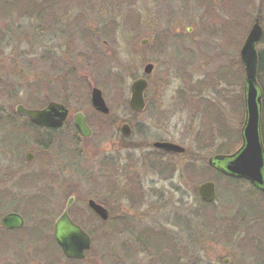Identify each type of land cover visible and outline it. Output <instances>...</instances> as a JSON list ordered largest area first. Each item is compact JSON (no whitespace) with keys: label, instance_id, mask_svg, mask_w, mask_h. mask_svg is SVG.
Instances as JSON below:
<instances>
[{"label":"rangeland","instance_id":"obj_1","mask_svg":"<svg viewBox=\"0 0 264 264\" xmlns=\"http://www.w3.org/2000/svg\"><path fill=\"white\" fill-rule=\"evenodd\" d=\"M211 3L209 8L197 0H56L41 20L13 9L10 0H0L1 17L14 10L0 19L2 113H13L17 103L45 105L50 100L71 111L58 135L62 140L49 150L41 148L52 158L51 173L61 179L42 210L52 211L47 220L55 219L75 195L76 220L93 237L88 261L77 264H152L151 251L143 250L137 239L150 226L169 233L171 240L160 241L164 245L178 240L191 247L195 242L191 251H180L192 264H225L226 258L228 264H264L263 196L245 179L236 183L237 190L225 178L216 182L209 165L223 144L236 150L242 143L241 138L236 143L245 121L240 50L257 17L264 28V0H253L244 9V0L224 2V8L223 0ZM243 11L248 23L244 35H238ZM104 26L114 30L104 36ZM257 49L263 50L264 42ZM147 63L154 64L146 92L151 108L138 114L129 104L130 86L145 75ZM93 87L102 89L111 110L108 117L92 107ZM76 111L86 115L91 137L70 132ZM125 121L133 129L131 137L120 132ZM200 136H205L203 142ZM158 139L179 144L186 153L151 154ZM12 155L0 134V173L8 170L7 182L0 174V219L12 210L26 217L19 233L9 235L0 225V264L68 263L55 245L48 255L26 236L42 219L27 203L40 186H14L21 163H13ZM149 158L174 171L157 173L158 165L152 167ZM207 180L216 182L217 198L204 210L197 188ZM131 184L137 192L130 195ZM3 189L14 194L3 197ZM89 198L113 217L131 218L133 231L113 234L88 211ZM30 233L38 237L41 231Z\"/></svg>","mask_w":264,"mask_h":264},{"label":"water","instance_id":"obj_2","mask_svg":"<svg viewBox=\"0 0 264 264\" xmlns=\"http://www.w3.org/2000/svg\"><path fill=\"white\" fill-rule=\"evenodd\" d=\"M264 35V28L260 19L256 18L252 24L243 46L240 50V58L245 69V105L246 119L242 130L243 145L231 155H216L210 158V163L218 165L219 169L236 178L249 180L257 187L264 186V147L260 134V117L262 96L257 83L258 50L257 45ZM147 40H143V44ZM154 70L153 63H147L143 71L150 75ZM149 87L147 77L135 79L130 87V105L136 112L144 111L146 107L145 92ZM91 104L95 110L102 114H109L110 108L104 98L103 91L99 87H93L91 91ZM17 112L27 115L32 122L45 127L60 128L69 115V109L62 103L51 101L42 109H30L24 105H18ZM74 123L83 137H90L92 130L87 124L83 112L74 115ZM121 133L125 136L132 134V128L128 122L121 126ZM154 147L182 154L185 148L169 141H156ZM198 195L205 202L215 200L217 191L214 181H205L198 186ZM74 202L70 197L63 213L55 223L54 235L69 258L82 259L85 251L91 247V236L69 215V208ZM89 207L104 221L110 217L109 210L94 199L88 201ZM1 224L7 229L21 228L25 221L17 212L6 214L1 219Z\"/></svg>","mask_w":264,"mask_h":264},{"label":"flooded vegetation","instance_id":"obj_3","mask_svg":"<svg viewBox=\"0 0 264 264\" xmlns=\"http://www.w3.org/2000/svg\"><path fill=\"white\" fill-rule=\"evenodd\" d=\"M243 96H244V85H243ZM51 101L53 100L48 101L47 104ZM2 112H4V110L0 108V134H2V141L4 143V146L12 151L13 154L12 162L14 163L18 161L19 163H21L19 164L20 167L17 169V172L15 173L18 176L17 177L18 181L15 182L14 186L16 187L19 184L40 186V188L36 191V193L31 196L38 195L39 198L45 200L46 202H49L54 197L55 185H59L60 183L59 181H61V179H59L57 175L51 173L50 166L52 164V158L51 157L49 158L47 152L41 153V148H47L49 150L53 144H57L60 140H62L58 137V135L60 131H65V126L67 127L68 121L66 120L64 126L61 128L42 127L33 123L28 116L15 113V108L13 113L5 114ZM27 126L28 127L33 126L36 128V130L34 131V135H31L32 131L20 130L21 127H27ZM15 152L19 153L20 155L15 156L14 155ZM21 154H25L24 159L21 158ZM60 164H62V161L60 162ZM23 165L26 168H28L29 166L28 172H24L23 169L25 167ZM61 168H63V165H61ZM21 170H23V172L19 173ZM66 170L68 169H65V171ZM7 171L8 170L2 169V172L0 173L3 182H7L6 181ZM45 187H51V188L45 189ZM257 189L261 194H264V186L258 187ZM6 191L7 189L2 190L1 195L3 197H6L7 193L14 194L11 189H8V192ZM73 205L69 209V214L71 218L74 220V222L80 223L79 221L76 220L77 210H74L72 208ZM43 206H47V204H44ZM64 209L61 211V213H59L56 216L55 219L53 217H50L52 219H48V220L46 218H48L50 213L52 214V211L36 210V212L40 214V217L42 219L35 222L37 223L36 226L33 229H30L26 233V236H28L29 239L35 241V243L39 248H41V250L49 251L48 255L50 253V250L52 249L51 247L55 245L58 251H60V253H62L63 256L66 258L68 262L66 264L81 263L87 260L88 255L91 253L90 250L92 247L88 251H86L85 257L83 259H70L65 256L62 246L57 241L54 235L56 220L63 213ZM88 211L94 213L90 208ZM11 212H17V211L12 210L6 212L5 214L2 215L1 219L6 214ZM24 218L26 221L25 216ZM1 219H0V225H1ZM1 229H5L3 230V232L10 235V234L19 233L23 231L24 228L7 229L1 225ZM34 230H40L41 234L38 237H34L30 233ZM180 242L181 241L176 240L174 242H168L166 243V245H164L165 243L163 242H151V243L139 242V243H141L143 250L151 251L152 255L150 256L152 257L151 259L152 264H192L190 261L184 259V257H181L180 251L182 250L191 251L194 248V246H196L197 244H195V242H191L192 243L190 245L191 247H189V244H184ZM158 249H162V251L160 250L158 251ZM166 249H168V251H164ZM165 254L167 256H165ZM182 255L184 256L185 254L182 253ZM224 263L228 264L229 258H226L224 260Z\"/></svg>","mask_w":264,"mask_h":264},{"label":"trees","instance_id":"obj_4","mask_svg":"<svg viewBox=\"0 0 264 264\" xmlns=\"http://www.w3.org/2000/svg\"><path fill=\"white\" fill-rule=\"evenodd\" d=\"M197 1L200 2V4H208L209 5L208 7L211 8V4H212L211 0H197ZM230 1H232V0H223V8H224V4H225L224 2L230 3ZM55 2H56V0H44L43 2L42 1H38V0H10V6L13 9L15 8V10L19 11L21 14L34 13L38 18H40L41 20H44L43 15L45 14V12L47 10L53 9ZM252 4H253V0H244V4L243 5L241 4V7H242V9H244L245 5H247L249 7ZM13 9H11L6 16H8L12 11H14ZM244 12L245 11L242 12V15L244 16V25H243V27L240 30V33L238 35H240L242 33L244 35V30L246 31V26H247V23H248L249 16L247 15L246 12L244 14ZM6 16H2V17L0 16V19H2L3 17H6ZM227 21H228V17H226L224 23L227 22ZM113 30H114L113 27L111 28L110 26L109 27L108 26H104L103 27L104 36L109 35L110 32H112ZM262 42H264V36H263ZM258 58H259V60H258L257 81H258V84H259V87H260V91H261V94H262V99H263V101H262V112H264V49L258 51ZM82 62H83V60H82ZM243 70H244L243 67H240L241 75H243V72H244ZM148 105H147V108L149 110L151 108V106L148 107ZM42 106H44L43 103H39L37 101H34L33 103L30 104V107H42ZM243 110H242V114H243ZM146 111L147 110H145V112ZM108 116H106V117H108ZM69 129H70V132L73 135H76L78 137V132H77L76 128L74 127L73 123H71V126H69ZM20 130L21 131H32L31 135H34V131L36 130V128L33 127V126H29V127L27 126V127H21ZM261 133H262V139H263V144H264V126H263V124L261 125ZM239 138H241V133L239 134V132H238V139H237V142H236L237 144L239 143ZM198 140L200 142H203L205 140V136L198 137ZM241 142H242V139H241ZM232 149L233 148H232L231 145L223 144V146L219 149L220 152H218V154L228 155V154H230V153L235 151V150H232ZM159 153L165 154L164 152H160V151H157V150H152L151 151V154H159ZM152 160H154V159L149 158L150 163L153 164L152 167L154 165H158V164H156L157 163V159H155V162H152ZM161 162L162 161H160V163ZM164 164H165V162L163 164H159L158 167L154 168V171H156L159 174H163L162 172L165 173L166 169L171 170L172 172L174 171V169H170L168 167V165L164 166ZM215 173H216V177H212V178L216 182L219 181V177L220 178H225V179H227L228 186H230L233 189L237 190V184L241 180L233 178V177H230V176H227L224 173L220 172L219 170H215ZM126 192H128L130 195L134 194L135 192H137L136 184H131L130 190L127 189ZM262 196L264 198V195H262ZM27 203H28L29 206L32 207V209L42 210V208H44L43 205L45 203V200L39 198L38 195L37 196L34 195V196H31V197L28 198ZM202 204H203L204 210H206L208 205H211L213 203H205V202H203ZM252 209H256L258 211L257 206H256V204L254 202L252 203ZM0 210H1V208H0ZM254 213H256V211ZM174 219H176V217H174ZM101 222H102V225L105 224V225L109 226L110 228H112L110 230L115 231L113 234H115V233L120 234V233H123L125 231L129 232V231H133V229H134L133 220L131 218L125 216V215H122V217H113L112 214H111L110 219L107 222H104V221H101ZM80 223L82 225L85 224L83 222H80ZM158 235H160L161 238H157ZM137 239L140 242H144V243L160 242V241H162L164 239L168 241L170 239V235L166 231H163V230H160V229L158 230L156 228V226H150L148 228H144L143 231L139 232L137 234ZM159 250H161V249H158V251ZM164 251H166V250H164ZM165 256H167V255L165 254Z\"/></svg>","mask_w":264,"mask_h":264}]
</instances>
